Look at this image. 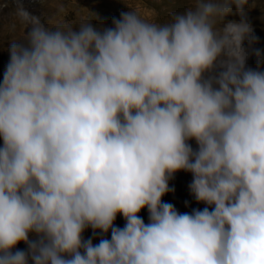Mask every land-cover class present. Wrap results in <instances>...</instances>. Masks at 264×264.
I'll return each instance as SVG.
<instances>
[{
    "label": "clouds",
    "instance_id": "9594fccd",
    "mask_svg": "<svg viewBox=\"0 0 264 264\" xmlns=\"http://www.w3.org/2000/svg\"><path fill=\"white\" fill-rule=\"evenodd\" d=\"M15 3L0 264H264V49L250 0H186L165 21L124 0L111 27L66 22L62 3L47 21ZM179 171L202 210L163 202Z\"/></svg>",
    "mask_w": 264,
    "mask_h": 264
},
{
    "label": "rangeland",
    "instance_id": "374dc122",
    "mask_svg": "<svg viewBox=\"0 0 264 264\" xmlns=\"http://www.w3.org/2000/svg\"><path fill=\"white\" fill-rule=\"evenodd\" d=\"M25 9L31 14L38 16L42 21H47L49 18L60 19L57 16V7L63 4L67 9V15L63 17L66 22L79 23L82 19H92L93 14L97 19L93 21L95 26H112L113 18H120L122 12L130 9L124 3V0H49V2L41 3V0H21ZM133 8L150 19L155 18L160 21L168 19L172 11H180L186 6V0H126ZM253 0H250L249 7L246 9L248 18L252 23L255 34L259 37V44L256 47L264 49V0H255L256 7H251ZM5 3L7 7H2ZM15 0H0V82L3 79V73L9 62L8 48L13 39H18L21 35L20 27L17 24L15 30L12 25L16 23L13 17L15 10ZM240 16L233 9V13L226 18V21H239ZM247 66L253 69L256 68L254 57L249 58ZM2 138H0V146H2ZM193 148L197 147L195 141H190ZM192 181L190 173L179 171L175 174L174 179L170 181V187H174V192H169L162 197L163 202L173 204L181 213H190L193 209L202 210L206 205L197 203L190 194L188 185ZM187 202V206H186ZM139 215L148 222V211L142 209ZM125 220L122 215H117L115 225L124 227ZM110 232L107 238L110 239ZM85 239L93 238L94 243H98L99 239L94 238L92 230L89 228L84 232ZM30 238H35L34 235ZM20 250H26V245L21 242L16 246Z\"/></svg>",
    "mask_w": 264,
    "mask_h": 264
}]
</instances>
